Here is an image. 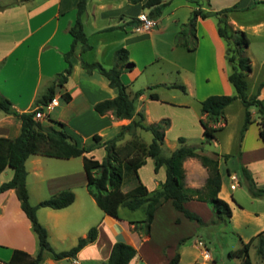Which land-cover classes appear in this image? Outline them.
<instances>
[{
	"label": "trees",
	"instance_id": "obj_1",
	"mask_svg": "<svg viewBox=\"0 0 264 264\" xmlns=\"http://www.w3.org/2000/svg\"><path fill=\"white\" fill-rule=\"evenodd\" d=\"M88 0H76V15L74 23L68 28L71 36V43L68 51L63 53L66 67L56 73L44 90L34 99V106L28 111L17 112L13 109L11 102L0 94V112L11 115L19 121V132L12 138L0 136V173L5 168L12 170L9 180L0 183V193L12 189L19 202V207L28 219L32 232L36 235L38 250L34 256L23 250L13 249L11 255L4 264H40L43 253L46 252L56 261L72 258L83 246L94 241L96 228L91 226L84 237L77 239L76 244L67 250L55 251L47 240L45 228L36 218V210L40 207L60 209L69 205L74 194L69 190L61 191L49 196L32 205L28 200L25 178V160L30 155H43L55 158L78 157L88 153L95 148L101 147L104 156L100 161L83 157L82 169L85 175V189L88 195L94 200L96 206L106 215L117 218V208L119 206L130 210L143 207L144 218L138 221H130L132 230L145 237L149 233V226L153 218L154 211L165 201L170 200L171 207L182 214L187 220L194 221L201 225V219L184 207V202L197 200L208 204L215 216L216 222L222 219H229L231 216L228 204L217 196L220 191L221 179L218 171V159L205 154L197 153L194 146L186 145L182 137L177 138L178 147L172 150L167 156L161 155L160 146L162 144L164 131L169 122L161 119L158 122L144 123L143 114L135 112V102L142 94V90L133 93L127 90V85L120 80V74L131 70L133 64L127 61V50L119 47L114 50V63L109 68H104L97 61H86L82 58L84 52L93 49L88 42L83 29V16ZM128 3H141L142 9H147L145 18L154 21L161 16L162 9L166 3L162 0H126ZM193 8L187 21L181 23L179 30L175 33L174 44L183 47L187 51H194L196 46L195 22L197 18H214L215 30L219 38L225 43V60L230 67V72L226 79L234 89V95L210 94L199 102L198 123L201 127V144H209L215 137V132L220 127L213 124L218 123L223 118V112L232 101L238 99L243 107V121L239 129L238 140L240 141L248 125L253 121L250 107L255 109L259 117L258 137L264 144V98H257L259 90L264 87V76L257 83L255 93L252 97L246 96L245 76L251 70L250 60L244 55V49L248 45V39L244 31L232 29L227 22L228 12L237 10L235 5L217 11L201 8L200 0H185ZM264 3V0L254 1ZM245 7L244 9H248ZM142 21L130 18L125 25L139 27ZM120 26H111L102 29L101 32L112 31ZM78 48L79 66L85 73L91 74L96 71L102 75L109 88L115 95L113 98L104 99L93 104L92 108L98 115L110 112L116 119H126L129 122L121 125L118 131L110 138L102 140L97 134H93L90 143L78 145L72 137L63 129V123L46 115L43 121L34 118L36 108L46 105L55 94L59 93V98L66 103L70 100L67 91L62 90L72 72L73 63L71 60L75 49ZM154 86H150L152 88ZM167 88H178L184 90L180 84L165 85ZM149 99L157 100L158 96L154 92L149 93ZM136 115L138 118L133 119ZM203 116V117H202ZM138 130L149 132L151 139L145 143L138 138ZM225 160L228 155L222 156ZM150 158L153 162V171L159 167H164V180L159 187L148 192L140 182L137 174L138 168L145 163V159ZM187 158H196L200 165L206 170L204 187L202 190L184 186V170L182 163ZM241 173L246 181L247 189L254 198L264 196V188H256L255 183L248 170L241 165ZM131 180L132 188L124 193L121 186L124 182ZM264 230L250 237L248 241L242 242L238 249L229 251L228 257L239 258L240 264H251L248 257L250 243ZM188 237L180 238L175 242L174 253L167 260L166 264H178V249L185 243ZM264 239L258 238L256 251L262 255ZM136 250L127 243L116 241L112 244L107 260L104 264H128L135 256ZM205 264H215L211 260Z\"/></svg>",
	"mask_w": 264,
	"mask_h": 264
},
{
	"label": "crops",
	"instance_id": "obj_2",
	"mask_svg": "<svg viewBox=\"0 0 264 264\" xmlns=\"http://www.w3.org/2000/svg\"><path fill=\"white\" fill-rule=\"evenodd\" d=\"M141 3L131 4L126 0H88L82 20L83 29L84 24L87 23L89 26L87 39L91 36L96 38L91 43L93 49L84 52L82 58L86 61L99 62V54H102L101 50H104L106 46L114 44L117 48L123 47L127 50V61L131 62L133 66L131 70L120 74V80L126 74L129 77L128 80L133 79V74L137 68L133 50L138 53V42L141 41L144 33L150 34V28L145 31H138V27L126 26L125 23L130 18L145 17L147 9H142ZM200 4L201 8L209 9L205 7L203 2L200 1ZM187 8L190 14L193 6ZM75 15L76 0H6L1 2L0 94L11 102L15 111L25 112L33 108L37 92L40 90L41 93L53 76L66 67L63 53L68 51L70 47L71 36L68 33V28L73 25ZM228 19L234 29L241 27L234 20ZM152 23L156 26L157 19L152 21ZM120 25H123L122 29L116 28L112 31L101 32L104 28ZM204 25H208L211 28V33L208 37L203 33L202 27ZM158 30L155 29L154 31ZM104 34H111L114 40L107 43L106 37L103 36ZM195 36L196 46L194 51H192L194 58L199 57L203 43H208L212 46V63L215 62L218 68V56L222 57V47L210 18L196 19ZM78 56V48H76L71 57L73 63L72 72L62 88V90L68 92L70 100L61 104V108L56 111L53 119L63 123V129L78 145H87L90 143L93 134L99 135L102 140L108 139L118 131L121 125L127 124L129 120L116 119L110 112L104 115H98L94 112L92 108L94 103L113 98L115 93L108 87L107 81L102 75L96 71H92L91 74L85 73L79 66ZM225 76L222 75L224 79ZM69 79L72 80L70 85ZM221 80L223 79L221 78ZM185 86L189 91V87L186 84ZM211 93L199 96V101ZM55 96L59 97V93ZM142 98L143 95L141 94L136 101ZM58 105L60 104L58 103ZM56 107L52 111H55ZM135 112H139L136 107ZM67 113H70L69 117ZM10 117L11 115L4 113L0 116V136L9 137L8 131L10 127L2 125V122L8 121ZM135 118L136 115L133 116L134 120H136ZM17 127L19 128V125ZM98 150H102L104 153V150L98 147L74 158H77L76 160H78V164L82 168L83 157L92 158L96 161L102 159H97L95 156V152ZM74 158L67 159L73 160ZM27 163H30L32 172L30 180L32 191H37L38 194L42 195L46 194V198L65 190H69L74 194L73 201L66 207L60 209L40 207L36 210V218L45 228L47 240L53 250L63 251L74 246L77 239L84 237L91 225L95 224L96 237L94 241L83 246L72 258L68 259L69 261H75L76 264H79L80 260L90 261L92 262L91 264H104L112 244L116 241L130 244L136 250L135 256L128 264H166L167 260L173 255L174 251L171 249V244L176 239V236L172 237L171 235L169 238L170 231L167 228H169L170 221L159 219L158 212L161 205L154 211L148 235L142 237L139 233L132 230L130 224V221L138 220L122 218L118 215V212L117 218L102 213L97 222H95L94 217L85 215L89 202L91 204H95V202L90 196L89 198L83 197L84 195L80 188H85V180L82 183L77 182L76 176L79 172L70 168L61 174H43L42 163L44 161L39 155H30L24 162L26 170L25 184L28 195L30 188L27 184L29 176V170L26 168ZM139 169L137 170L138 176ZM153 173V179H151L149 184L139 179L148 192L155 190L164 180V167H159ZM1 176L3 177L0 179V183L9 180L12 176V170L5 168L0 173V178ZM132 187L130 186L127 192ZM190 188L198 189V186L192 185ZM40 200L42 199L38 198L36 201ZM165 202H168V205L165 204V211L167 209L170 211L172 208L170 200ZM187 202H194L197 206L204 205V202L192 199L184 202L186 209ZM225 202L229 206L228 201L226 200ZM170 212L173 214L172 216H181L178 223V228H181L185 217L179 212V214L173 213V211ZM192 222L194 224L190 232L181 233L185 237L195 233L194 227L198 224L194 221ZM180 238L182 237L179 235L177 239ZM64 240L70 243L69 247H58L56 243L63 244ZM198 241L202 243L197 238L190 245L184 244L178 249V264H205L213 260L207 249H198V246L202 245ZM13 249L23 250L34 256L38 250V243L36 235L30 228L28 219L19 207L14 191L8 189L0 193V264H4L9 259ZM190 250L193 253H191V258L183 262L182 254L190 253ZM195 250L196 253L194 252ZM261 256H264V248ZM197 257H200L199 261ZM40 264H60V262L53 260L48 253L44 252Z\"/></svg>",
	"mask_w": 264,
	"mask_h": 264
},
{
	"label": "rangeland",
	"instance_id": "obj_3",
	"mask_svg": "<svg viewBox=\"0 0 264 264\" xmlns=\"http://www.w3.org/2000/svg\"><path fill=\"white\" fill-rule=\"evenodd\" d=\"M5 1L0 0V4ZM162 1L166 4L162 9L161 16L157 19V25L146 28L142 22L138 27V31H145L150 28V34L147 35L146 32L142 35L141 41L138 42V53L133 50L137 67L136 72L133 74L134 78L128 80L129 77L126 74L122 77L121 81L127 85V90L131 93L142 90L143 98L135 102V107L143 114L144 123H155L161 119L168 120L169 125L164 131L160 146L161 155L167 156L172 150L178 147L177 138L182 137L186 145L196 147L197 153L218 159L221 188L217 196L224 198H221L222 200L228 201L231 216L229 219L224 218L216 222L215 216L208 204L204 203L203 206H197L194 202H187V209L196 214L201 219L202 224L195 225V233L186 236L188 238L184 244L190 245L192 241L198 238L202 242L200 243L198 241L199 244H202L200 246L197 245L199 247L198 249H207L215 264H240L241 260L239 258H230L227 253L238 249L242 242L248 241L250 237L264 230V196L254 198L250 195L246 181L240 170L241 165L244 166L252 177L255 187L264 188V144L258 137L259 117L255 113V109L250 107L253 121L248 125L239 141L238 135L243 121V107L239 100L235 99L225 107L223 118L218 123L213 124V126L221 128L215 132L214 139L209 144L200 143L202 136L201 127L198 123V118L200 117V101L198 97L209 92H212L211 94H235L233 87L226 79L227 74L230 72V67L225 60V43L219 38L222 47V57L220 58V55L218 56V68L215 62L212 63V46L208 43H203L198 58H194L193 53L185 50L183 47L175 46L173 40L175 33L179 30V24L186 22L189 16L187 7H191L192 5L185 0ZM200 1L203 2L206 8L213 11L228 8L233 5L236 8H240L239 10L228 12L227 22L234 29L228 18L234 20L236 24L241 26L238 29L244 31L248 39V45L244 49V55L250 60L251 70L245 76L246 96L252 97L255 93L257 83L264 76V3L252 5L253 0ZM248 6V9H244ZM210 19L215 30L214 18L211 17ZM155 29L159 30L154 31ZM202 29L204 31L203 33L208 37L211 33V28L208 25H204ZM84 32L88 37L89 26L87 23L84 24ZM103 36L106 37L105 40L107 43L114 40L111 34H104ZM95 38V36H91L88 42H94ZM115 48L117 49L114 44H111L106 46L104 50H101L102 54H99L98 60L104 68L112 66L114 58H111V56H113ZM222 75H226L225 79ZM71 83L72 80L69 79V85ZM170 84L184 85V90L165 87V85ZM185 84L189 87V91ZM150 86L154 87L149 88ZM150 92H155L159 100H150ZM38 94H40V90L37 92ZM257 98H264V87L259 90ZM58 103L60 105L57 104V107L55 106V111H52L53 108L47 115L52 118L55 117L56 111L61 108L60 106L63 102L58 100ZM1 115L2 113L0 112ZM67 116L69 117L70 113H67ZM137 118L136 116L135 119ZM2 125L10 127L8 131L10 138L19 132V128L17 127L19 121L13 116L8 121L2 122ZM137 134L138 138L145 143H148L151 139L149 132L138 130ZM103 154L102 150L95 152L97 159H101L104 156ZM225 154L228 155V158L224 160L222 156ZM39 156L44 161L42 163L43 174H61L71 168V170L79 172L76 176L77 182L82 183L85 180L83 169L78 164L77 158L72 157L74 159L70 160L43 155ZM182 167L184 170V186L190 187L197 185L198 189L202 190L207 172L200 165L199 161L196 158H187L183 161ZM26 168L29 170V176L27 178V184L30 188L28 195L29 203L35 204L38 198H46V194H38L37 191L31 190L30 180L32 172L30 170V163L26 164ZM153 174V162L148 158L144 165L140 167L138 177L141 181L149 184L151 179H153ZM130 182L131 180L122 184L121 190L124 193H127V190L132 186ZM230 184H234V189H229ZM80 189L84 195L83 197L89 198L85 188ZM165 204L168 205V202L161 204L158 216L159 219L170 221L168 227L171 230L169 228L167 230L170 231L169 238L171 235L172 237L176 236V239L171 244V249L174 251V245L179 235L184 238L185 235L181 233H189L194 223L183 218L182 226L178 228L179 217L181 216H172L173 214L170 211L178 213L172 208L170 211L168 209L165 211ZM86 208L85 215L94 217L95 222H97L103 212L96 204H91V202H89ZM117 212L122 218L132 220L144 218V209L142 206L135 210L119 206ZM91 226L95 227V224ZM258 238L264 239V233L258 234L249 245L248 257L251 264H264V256L262 257L256 251ZM56 244L60 248L62 246V248H68L70 243L64 240L63 244ZM190 251V253L186 252L182 254L183 262L191 258L192 250ZM194 252L196 253V250ZM197 259L199 261L200 257H197ZM91 263L90 261H79V264Z\"/></svg>",
	"mask_w": 264,
	"mask_h": 264
},
{
	"label": "built area",
	"instance_id": "obj_4",
	"mask_svg": "<svg viewBox=\"0 0 264 264\" xmlns=\"http://www.w3.org/2000/svg\"><path fill=\"white\" fill-rule=\"evenodd\" d=\"M138 19L143 22L144 27L146 28L153 26L152 21L147 20L144 16H140ZM58 99H59L58 96H54L46 103V105L36 108V110L34 111V118L36 120L43 121L46 115L48 114V112L51 111L55 106H57ZM229 189H234V184H230ZM73 263L76 264L75 261H73Z\"/></svg>",
	"mask_w": 264,
	"mask_h": 264
},
{
	"label": "water",
	"instance_id": "obj_5",
	"mask_svg": "<svg viewBox=\"0 0 264 264\" xmlns=\"http://www.w3.org/2000/svg\"><path fill=\"white\" fill-rule=\"evenodd\" d=\"M59 262H60V264H73V262L69 261L66 258L59 260Z\"/></svg>",
	"mask_w": 264,
	"mask_h": 264
}]
</instances>
